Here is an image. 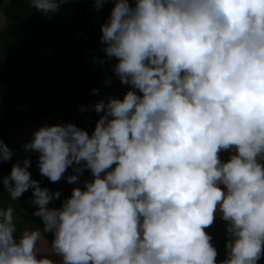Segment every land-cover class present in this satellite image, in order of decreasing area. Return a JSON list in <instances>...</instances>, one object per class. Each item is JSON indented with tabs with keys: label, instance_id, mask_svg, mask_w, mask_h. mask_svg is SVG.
I'll return each mask as SVG.
<instances>
[{
	"label": "clouds",
	"instance_id": "obj_1",
	"mask_svg": "<svg viewBox=\"0 0 264 264\" xmlns=\"http://www.w3.org/2000/svg\"><path fill=\"white\" fill-rule=\"evenodd\" d=\"M62 3L30 0L44 14ZM100 31L98 62L114 57L129 87L81 106L98 114L91 132L72 122L33 130L23 148L38 153L39 173L74 186L50 206L61 191L32 178L29 158L12 164L0 183L16 202L31 190L43 231H18L14 207L0 208V264H57L49 255L59 264H258L264 0H113ZM11 157L0 140V161ZM85 170L91 178L76 186ZM217 215L227 237L220 261L205 231ZM41 241L48 252L38 258Z\"/></svg>",
	"mask_w": 264,
	"mask_h": 264
},
{
	"label": "trees",
	"instance_id": "obj_2",
	"mask_svg": "<svg viewBox=\"0 0 264 264\" xmlns=\"http://www.w3.org/2000/svg\"><path fill=\"white\" fill-rule=\"evenodd\" d=\"M112 4L113 0H104L97 9L82 0H63L58 12L44 14L31 8L30 0H0V140L12 150L10 160L0 161V178L8 175L12 164L18 161L14 134L19 137L24 129L62 122H72L91 132L98 114L92 110L82 112L81 106L87 107L108 95L120 97L129 87L113 74L114 57L103 64L97 60L104 56L100 25ZM93 88L97 93L92 92ZM31 138L27 136L19 144L24 145ZM37 156L35 151L25 153L31 176L41 186L61 191V198L50 205L58 207L74 185L65 178L51 182L42 176ZM90 178V171L85 170L76 186L83 187L82 181ZM31 195L29 190L13 201L0 183V208L10 204L14 207L18 231L25 227L43 231L40 218L32 215L36 205L31 202ZM205 231L212 237L216 259H225L224 221L217 215ZM46 233L53 239L51 232ZM258 264H264V256Z\"/></svg>",
	"mask_w": 264,
	"mask_h": 264
},
{
	"label": "rangeland",
	"instance_id": "obj_3",
	"mask_svg": "<svg viewBox=\"0 0 264 264\" xmlns=\"http://www.w3.org/2000/svg\"><path fill=\"white\" fill-rule=\"evenodd\" d=\"M82 3L90 6V7H94V0H82ZM32 132L33 130H29V129H24L20 132V135L21 136H17L16 134H14V146H15V150H16V156H17V160H20L22 158L25 157V153H26V150L23 148V145H20L19 144V141H22L23 139H26L27 136H32ZM220 156L223 160H226L229 156V153L228 152H221L220 153ZM83 185V183H82ZM45 239L49 242H51L52 238H50V236L44 232L43 233ZM39 251L40 253H38V258L40 255H46L47 252H48V247L46 245V243L44 241H41L40 244H39ZM49 258L50 259H53L54 261L57 262V264H59L60 262V257L56 256V255H49Z\"/></svg>",
	"mask_w": 264,
	"mask_h": 264
}]
</instances>
